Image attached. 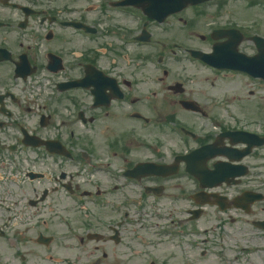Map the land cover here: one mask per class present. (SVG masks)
<instances>
[{
	"label": "flooded vegetation",
	"instance_id": "obj_1",
	"mask_svg": "<svg viewBox=\"0 0 264 264\" xmlns=\"http://www.w3.org/2000/svg\"><path fill=\"white\" fill-rule=\"evenodd\" d=\"M117 1L0 0V152L18 156L23 182L17 221L7 215L0 232V264H137L139 258L186 264V256L192 264H264V103L242 98L246 84L225 100V126L217 120L213 133L199 130L180 143L167 133L174 156L165 162L214 145L206 194L201 184L208 172L197 168L192 176L184 162L165 178L127 175L147 161L138 147L150 148L148 123L170 117L160 105L179 97L171 89L189 75V51L227 53L215 51L221 30L236 27L248 36V25L264 21L257 15L249 21L241 11L264 4L189 6L178 17L188 34L182 46L171 39L169 18L160 22ZM130 19L146 25L134 36L147 35L146 54H122L131 46L110 40L114 27ZM240 48L257 52L249 36ZM212 101L216 109L221 100ZM206 195L212 204L201 206ZM167 197L181 203L178 214L137 209ZM208 252L210 262L202 258Z\"/></svg>",
	"mask_w": 264,
	"mask_h": 264
},
{
	"label": "rangeland",
	"instance_id": "obj_2",
	"mask_svg": "<svg viewBox=\"0 0 264 264\" xmlns=\"http://www.w3.org/2000/svg\"><path fill=\"white\" fill-rule=\"evenodd\" d=\"M232 90V89H231ZM260 97L264 98V89L260 88V90L257 93ZM188 117V115H187ZM197 122L198 124L204 125L206 128H210L211 124L210 122H208V120H198L196 118H192V122L195 123ZM208 130V129H207ZM163 206H165L164 211H166V209H169V207L171 206V202L170 200H165V202H163ZM0 222L3 223V214H0Z\"/></svg>",
	"mask_w": 264,
	"mask_h": 264
}]
</instances>
